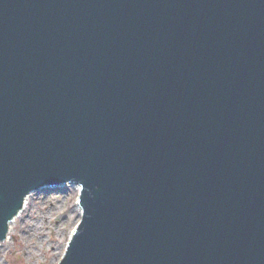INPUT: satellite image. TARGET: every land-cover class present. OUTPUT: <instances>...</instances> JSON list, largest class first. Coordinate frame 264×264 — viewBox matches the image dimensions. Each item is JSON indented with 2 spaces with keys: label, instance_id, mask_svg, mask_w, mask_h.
Wrapping results in <instances>:
<instances>
[{
  "label": "water",
  "instance_id": "obj_1",
  "mask_svg": "<svg viewBox=\"0 0 264 264\" xmlns=\"http://www.w3.org/2000/svg\"><path fill=\"white\" fill-rule=\"evenodd\" d=\"M67 185L59 264H264V0H0V243Z\"/></svg>",
  "mask_w": 264,
  "mask_h": 264
},
{
  "label": "rangeland",
  "instance_id": "obj_2",
  "mask_svg": "<svg viewBox=\"0 0 264 264\" xmlns=\"http://www.w3.org/2000/svg\"><path fill=\"white\" fill-rule=\"evenodd\" d=\"M79 186L32 192L28 208L0 243V264H59L82 219Z\"/></svg>",
  "mask_w": 264,
  "mask_h": 264
},
{
  "label": "bare ground",
  "instance_id": "obj_3",
  "mask_svg": "<svg viewBox=\"0 0 264 264\" xmlns=\"http://www.w3.org/2000/svg\"><path fill=\"white\" fill-rule=\"evenodd\" d=\"M65 187V186H64ZM32 198V196H29L27 199H26V203H25V206H24V209H23V212H25V210H26V208H28L27 206H28V204H29V200ZM78 205H79V203H78ZM79 207H80V205H79ZM80 209H81V207H80ZM81 212H82V209H81ZM21 216H22V214L20 213L14 220H13V222L11 223V225H10V228L12 229V226L14 225V224H16L17 223V221H18V219H20L21 218ZM10 233H11V231H10V229H9V236H10ZM72 235V234H71ZM9 236H8V238L5 240V241H7L8 239H9Z\"/></svg>",
  "mask_w": 264,
  "mask_h": 264
}]
</instances>
